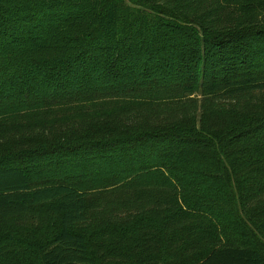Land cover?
I'll list each match as a JSON object with an SVG mask.
<instances>
[{
  "label": "trees",
  "instance_id": "1",
  "mask_svg": "<svg viewBox=\"0 0 264 264\" xmlns=\"http://www.w3.org/2000/svg\"><path fill=\"white\" fill-rule=\"evenodd\" d=\"M0 264H264V0H0Z\"/></svg>",
  "mask_w": 264,
  "mask_h": 264
},
{
  "label": "rangeland",
  "instance_id": "2",
  "mask_svg": "<svg viewBox=\"0 0 264 264\" xmlns=\"http://www.w3.org/2000/svg\"><path fill=\"white\" fill-rule=\"evenodd\" d=\"M60 175H61V174H60ZM75 175H76V174H75ZM75 175H74V176H75ZM55 178H56V177H55ZM52 179H54V178H52ZM93 187H94L95 190H98V189H99V188H98V184H95V183H94V186H93ZM228 237H231V232L228 233ZM14 244H15L16 246H18L20 243H18V242H14Z\"/></svg>",
  "mask_w": 264,
  "mask_h": 264
}]
</instances>
